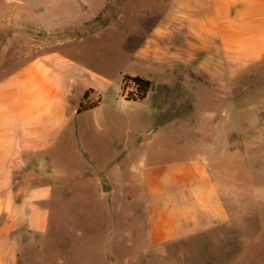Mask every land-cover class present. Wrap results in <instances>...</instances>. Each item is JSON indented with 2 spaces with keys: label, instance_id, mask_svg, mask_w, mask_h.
<instances>
[{
  "label": "rangeland",
  "instance_id": "1",
  "mask_svg": "<svg viewBox=\"0 0 264 264\" xmlns=\"http://www.w3.org/2000/svg\"><path fill=\"white\" fill-rule=\"evenodd\" d=\"M171 2L0 0V84L50 59L76 76L69 131L31 163L29 176L56 185L45 232L20 238V264H264V61L224 83L140 55ZM125 76L152 82L146 100L126 99ZM87 92L101 103L78 116ZM190 162L205 164L230 222L154 246L128 187Z\"/></svg>",
  "mask_w": 264,
  "mask_h": 264
},
{
  "label": "crops",
  "instance_id": "2",
  "mask_svg": "<svg viewBox=\"0 0 264 264\" xmlns=\"http://www.w3.org/2000/svg\"><path fill=\"white\" fill-rule=\"evenodd\" d=\"M139 54L229 83L254 62L264 61V0H172ZM59 61L31 63L0 84V264H20V238L47 229L56 181L29 172L42 152L54 153L68 130L67 99L76 76ZM141 184L131 181L130 206L142 199L137 211L147 214L154 246L230 222L220 188L204 163H185L174 171L152 167Z\"/></svg>",
  "mask_w": 264,
  "mask_h": 264
},
{
  "label": "trees",
  "instance_id": "3",
  "mask_svg": "<svg viewBox=\"0 0 264 264\" xmlns=\"http://www.w3.org/2000/svg\"><path fill=\"white\" fill-rule=\"evenodd\" d=\"M152 82L150 80L144 79L140 76H125L123 79V91L127 92L126 99L141 102L144 101L151 90ZM89 98L88 92L83 97V102L80 104L78 109V113H83L86 111L93 110L97 108L101 100L92 103H86L87 99Z\"/></svg>",
  "mask_w": 264,
  "mask_h": 264
},
{
  "label": "water",
  "instance_id": "4",
  "mask_svg": "<svg viewBox=\"0 0 264 264\" xmlns=\"http://www.w3.org/2000/svg\"><path fill=\"white\" fill-rule=\"evenodd\" d=\"M103 190H104V192H109L111 190L110 185L108 183H106Z\"/></svg>",
  "mask_w": 264,
  "mask_h": 264
}]
</instances>
